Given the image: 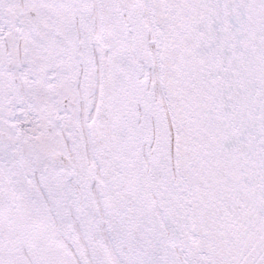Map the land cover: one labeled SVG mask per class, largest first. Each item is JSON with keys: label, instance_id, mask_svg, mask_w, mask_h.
<instances>
[{"label": "snow or ice", "instance_id": "6c2138e0", "mask_svg": "<svg viewBox=\"0 0 264 264\" xmlns=\"http://www.w3.org/2000/svg\"><path fill=\"white\" fill-rule=\"evenodd\" d=\"M0 264H264V0H0Z\"/></svg>", "mask_w": 264, "mask_h": 264}]
</instances>
